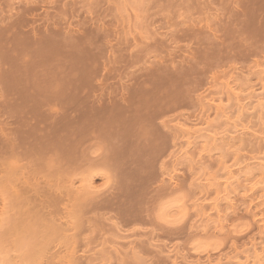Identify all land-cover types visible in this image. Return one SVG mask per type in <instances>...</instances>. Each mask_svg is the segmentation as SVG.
Listing matches in <instances>:
<instances>
[{
    "label": "rangeland",
    "instance_id": "374dc122",
    "mask_svg": "<svg viewBox=\"0 0 264 264\" xmlns=\"http://www.w3.org/2000/svg\"><path fill=\"white\" fill-rule=\"evenodd\" d=\"M133 1L0 0V236L19 210L42 220L20 215L0 264L31 245L40 224L55 232L40 264H224L264 243V127L254 117L264 116V0ZM244 93L256 115H236ZM229 116L250 131L228 148L209 135L225 136ZM184 121L208 136L186 135ZM224 166L248 176L233 179H257L261 209L251 190L223 184Z\"/></svg>",
    "mask_w": 264,
    "mask_h": 264
},
{
    "label": "bare ground",
    "instance_id": "6f19581e",
    "mask_svg": "<svg viewBox=\"0 0 264 264\" xmlns=\"http://www.w3.org/2000/svg\"><path fill=\"white\" fill-rule=\"evenodd\" d=\"M134 1H135V0H134ZM134 1H133V2H134ZM133 6H134V5H133ZM135 6H136V5H135ZM136 7H137V6H136ZM136 7H134V8H136ZM136 9H137V8H136ZM136 9H135V10H136ZM136 16H137V15H136ZM135 22H136V21H135ZM56 33H57V32H56ZM51 35H55V36H56L55 33H54V34H51ZM60 35H61V34H60ZM63 36H64V35H63ZM46 37H47V36H46ZM59 37H60V36H59ZM48 38H49V35H48ZM68 38H69V37H68ZM45 39H46V38H45ZM53 39H54V38H53ZM58 40H59V39H58ZM67 41H68V39H67ZM66 44H67V43H66ZM62 45H63V44H62ZM71 45H72V44H71ZM68 46H69V45H68ZM72 46H73V45H72ZM0 76H1V74H0ZM147 76H149V75H147ZM150 76H151V75H150ZM243 76H244V75H243ZM1 78H2V77H1ZM1 78H0V79H1ZM150 79H151V78H150ZM1 80H2V79H1ZM145 80H146V79H145ZM72 81H73V80H72ZM237 81H238V79H237ZM241 81H242V80H241ZM68 82H69V81H68ZM233 82H234V81H233ZM239 82H240V81H239ZM69 83H70V82H69ZM71 83H72V82H71ZM235 83H237V82H235ZM8 84H9V83H8ZM66 84H68V83H66ZM239 84H240V83H239ZM10 85H11V84H10ZM11 86H12V85H11ZM62 86H63V85H62ZM236 86H237V85H236ZM242 86H243V83H242ZM24 87H25V86H24ZM81 87H82V86H81ZM232 87H233V86H232ZM232 87H231V88H232ZM240 87H241V86H240ZM245 87H246V86H245ZM11 88H12V87H11ZM228 88H229V87H228ZM24 89H26V88H24ZM65 89H66V87H65ZM71 89H72V87H71ZM235 89H236V88H235ZM6 90H7V89H6ZM13 90H14V89H13ZM229 90H230V89H229ZM236 90H237V89H236ZM9 91H10V88H9ZM11 91H12V90H11ZM69 91H70V90H69ZM241 91H242V90H241ZM229 92H230V91H229ZM252 92H253V91H252ZM15 93H16V92H15ZM35 93H36V92H35ZM55 93H56V92H55ZM61 93H62V92H61ZM69 93H70V92H69ZM36 94H37V93H36ZM155 94H156V93H155ZM158 94H159V93H158ZM232 94H233V93H232ZM232 94H231V96H232ZM244 94H245V93H244ZM244 94H243V95H244ZM247 94H248V93H247ZM263 94H264V93H263ZM55 95H56V94H55ZM228 95H229V94H228ZM234 95H235V93H234ZM243 95H242V97H243ZM245 95H246V94H245ZM6 96H7V95H6ZM57 96H58V94H57ZM67 96H69V95H67ZM157 96H158V95H157ZM246 96H248V95H246ZM65 97H66V96H64L63 98H65ZM164 97H165V96H164ZM228 97H229V96H228ZM232 97H233V96H232ZM234 97H235V96H234ZM251 97H252V96H248V97L243 98L242 101H245V100H247V98H248V100H247L248 102L246 101L247 103L245 102L244 105H243V104H242V106L240 105V107L237 109L238 111H237V114H236V115H238V113H240V112H245V113L248 112V115L251 116V113H250V112H251V111L254 112V108H253L254 105L251 106L254 102H253L251 105H250V103H249V102L251 101ZM261 97H262V95H261ZM263 97H264V96H263ZM263 97H262V99H263ZM133 98H134V97H133ZM229 98H230V97H229ZM229 98H228V100L230 101ZM256 98H257V97H255L254 99L257 100V102H258V98H259V96H258L257 99H256ZM233 99H234V98H233ZM259 99L261 100V98H259ZM14 100H15V99H14ZM51 100H52V99H51ZM226 100H227V99H226ZM47 101H48V100H47ZM72 101H73V100H72ZM75 101H76V100H75ZM217 101H218V100H217ZM221 101H222V100H221ZM231 101H232V100H231ZM242 101H236V105H237L238 102H242ZM50 102H51V101H50ZM68 102H69V101H68ZM226 102H228V101H226ZM11 103H12V102H11ZM21 103H22V102H21ZM212 103H213V102H212ZM220 103H221V102H220ZM228 103H230V102H228ZM258 103H259V102H258ZM49 104H50V103H49ZM217 104H219V103H217ZM217 104H216V106H217ZM222 104H223V103H222ZM226 104H227V103H226ZM239 104H241V103H238V106H239ZM210 105H211V104H210ZM212 105H213V104H212ZM219 105H220V104H219ZM255 105H256V104H255ZM261 105H262V104H261ZM261 105H260V107H261ZM220 106H221V105H220ZM228 106H229V105H228ZM263 106H264V102H263ZM223 107H224V105H223ZM236 107H237V106H236ZM257 107H258V110H260V109H259V104H258ZM213 108H214V106H213ZM217 108H219V106H218ZM252 108H253V110H252ZM263 108H264V107H263ZM215 109H216V108H214L213 111H216ZM225 109H226V108H225ZM227 109H228V108H227ZM110 110H111V109H110ZM131 110H132V109H130V111H131ZM221 110H224V109H221ZM229 110H230V109H229ZM229 110H225V111H223L222 114L224 115V113L227 112V111L229 112ZM234 110H235V109H234ZM234 110H232V111H234ZM261 110H263V109H261ZM230 111H231V110H230ZM256 111H257V110H255V112H256ZM216 112H217V111H216ZM228 112H227V113H228ZM235 112H236V111H235ZM255 112H254V115H256ZM258 112H259V111H258ZM260 112H263V111H260ZM108 113H109V111H108ZM220 113H221V112L215 114V112H214V114L218 116L217 118H220L219 120H221V118H223V115H221ZM227 113H226V114H227ZM229 113H231V112H229ZM256 113H257V112H256ZM241 114H242V113H241ZM241 114H240V115H241ZM258 114H259V113H258ZM262 114H263V113H262ZM262 114H261V115H262ZM227 115H228V114H227ZM231 115H232V114H231ZM234 115H235V113H233V115H232L231 118H233ZM236 115H235L234 117H236V119H237V116H236ZM240 115H239V116H240ZM78 116H79V115H78ZM81 116H82V115H81ZM101 116H102V115H101ZM220 116H221V117H220ZM225 116H226V115H225ZM243 116H244V115H243ZM243 116H242V117H243ZM252 116H253V114H252ZM254 117H255L256 119H259V120H257V121H258V122L260 121V122H259V124L261 123L260 126L263 125V127H264V116H261L260 118H257L256 116H254ZM254 117H253V118H254ZM217 118L215 117V119H217ZM224 118H225V117H224ZM245 118H246V115H245ZM249 118H250V117L246 118V120H247V119L249 120ZM73 119H74V118H73ZM225 119H226V122H228V121L230 120V116H229V117H226ZM225 119H224V120H225ZM233 119H235V118H233ZM236 119H235V121L238 120V119H237V120H236ZM239 120L242 121L243 118H242V120H241L240 117H239ZM246 120H245V122H246ZM195 121H196V120H195ZM230 121H231V120H230ZM235 121H234V122H235ZM240 121H239V122H240ZM193 122H194V121H193ZM193 122H192V123H193ZM224 122H225V121H224ZM239 122H238L236 125H235V124L232 125V123L230 122L232 126L229 124V122H228V124L226 123V125H228V126L230 125L229 128H230V127H232V128H230L231 130H227L228 132L224 131L225 136H223V137L218 136V138H217L216 134H214V135L211 136L212 133L210 134V132H208L207 130H206L205 132L210 134V135H209V139L211 138L212 141L214 140L216 143H219V142H217V141L223 139V140H224V141H223L224 143H225V141L227 140L226 143H229L228 146H229V145L232 146L231 144H234V143L236 142L235 140H236L237 138H238V139H240V138H243V139H244V137H248V134H247V136H246V133H247V131H248L250 128L247 127L246 124H243V125H242L241 123H242L243 121L240 122V125H239ZM245 122H243V123H245ZM248 122H249V121H248ZM248 122H247V124H249ZM75 123H76V122H75ZM198 123H200V122H198ZM196 125H197V123H195V124H190V122H189V123H186V122L184 121L183 126H185V127H187V128L189 127V128H188V129H183L182 131L186 130V132H184L186 135H187V132L189 133V130H190V134H194V132H199L198 130H192V128L190 129V127H193V126H196ZM199 125H200V124H199ZM94 126H95V125H94ZM258 126H259V125H258ZM185 127H184V128H185ZM251 127H252V126H251ZM261 127H262V126H261ZM97 128H98V127H97ZM182 128H183V127H182ZM252 128H253V127H252ZM259 129H261V128L259 127ZM191 130L193 131L192 133H191ZM251 130L255 132V130H253V129H251ZM262 130H263V128H262ZM262 130H261V131H262ZM56 131H57V130H56ZM249 131H250V130H249ZM125 132H126V131H125ZM201 132H203V131H201ZM201 132H199V133H201ZM254 132H253V133H254ZM256 132H259V130H257ZM256 132H255V133H256ZM72 133H73V132H72ZM251 133H252V132H251ZM259 133H260V132H259ZM262 133H263V135H264V131H262L261 134H262ZM55 134H56V133H55ZM195 134H197V133H195ZM203 134H204V132H203ZM256 134H257V133H256ZM198 135H199V134H198ZM222 135H223V134H222ZM242 135H245V136L241 137ZM252 135H253V134H252ZM252 135L250 134V136H252ZM257 135H259L258 137L261 136L260 134H257ZM52 136H53V135H52ZM191 136H192V135H191ZM200 136H202V134L199 135V137H200ZM204 136H208V135H205V134H204ZM250 136H249V138L253 139V138H252L253 136H252V137H250ZM255 136H256V135H255ZM255 136H254V137H255ZM76 137H77V136H76ZM197 137H198V136H197ZM199 137H198V138H199ZM202 137H203V136H202ZM202 137H201V138H202ZM256 137H257V136H256ZM262 137H264V136H262ZM51 138H52V137H51ZM206 138H207V137H206ZM206 138H205V139H206ZM46 139H47V138H46ZM49 139H50V138H49ZM195 139H196V138H195ZM209 139L207 138L206 140L208 141ZM243 139H241V140H243ZM258 139H260V138L255 139V141L258 140ZM80 140H81V139H80ZM200 140H202V139H200ZM262 140H264V139L262 138ZM202 141H204V138H203ZM207 141H206V142H207ZM210 141H211V140H210ZM214 141H213V142H214ZM258 141H261V139L258 140ZM68 142H70V141H68ZM188 142H189V141H188ZM200 142H201V141H200ZM200 142H199V143H200ZM204 142H205V141H204ZM213 142H212V143H213ZM220 142H221V141H220ZM7 143H8V142H7ZM12 143H13V142H12ZM72 143H73V142H72ZM208 143H209V142H208ZM208 143H207V144H208ZM212 143L210 142V146L212 145ZM224 143H223V145L226 144V143H225V144H224ZM70 144H71V143H70ZM202 145H203V143H202ZM208 145H209V144H208ZM214 145H215V144H214ZM216 145H217V144H216ZM236 145H237V144H236ZM236 145H235V146H236ZM238 145H239V143H238ZM238 145H237V146H238ZM210 146H209V149L211 148ZM226 146H227V144H226ZM226 146H225V147H226ZM228 146H227V147H228ZM49 147H50V146H49ZM189 147H190V146H189ZM204 147H205V146H204ZM204 147H202V148L204 149ZM223 147H224V146H223ZM233 147H234V145H233ZM233 147H232V148H233ZM10 148H11V147H10ZM47 148H48V147H47ZM54 148H55V147H54ZM56 148H59V147H56ZM228 148H229V147H228ZM230 148H231V147H230ZM232 148H231V149H232ZM235 148H237V147H235ZM49 149L51 150V148H49ZM200 149H201V148H200ZM212 149H213V145H212ZM212 149H211V152H212ZM226 149H227V148H226ZM226 149H225V150H226ZM81 150H82V149H81ZM216 150H217V148H216ZM201 151H202V149H201ZM214 151H215V149H214ZM218 151H219V149H218ZM47 152H48V151H47ZM54 152H55V151H54ZM82 152H83V151H82ZM202 152H203V151H202ZM209 152H210V151H209ZM28 153H29V152H28ZM48 153H51V152L49 151ZM55 153H56V152H55ZM72 153H73V152H72ZM24 154H25V156H26V153H24ZM29 154H30V153H29ZM57 154H58V153H57ZM31 155H33V153L30 154L29 156H31ZM38 155H39V158H40V155H41V154H38ZM44 155H45V154H44ZM44 155H43V156H44ZM58 155H59V154H58ZM62 155H63V153H62ZM71 155H72V154H71ZM77 155H78V154H77ZM82 155H83V154H82ZM220 155H222V154H220ZM27 156H28V154H27ZM54 156H55V155H54ZM223 156H224V155H222V157H223ZM32 157H33V156H32ZM58 157H59V156H58ZM60 157H61V155H60ZM27 158H30V157H25V158H23V159L25 160V159H27ZM33 158H34V157H33ZM42 158H43V157H41V159H42ZM55 158H56V157H55ZM81 158H82V156H81ZM224 158H225V157H224ZM248 158H249V157H248ZM71 159H72V158H71ZM71 159H70V160H71ZM33 160H34V159H33ZM57 160H59V159L57 158ZM68 160H69V159H68ZM72 160H73V159H72ZM38 161H39V160H38ZM42 161H43V160H42ZM42 161L40 160V162H42ZM63 161H65V160H63ZM220 161H223V160L220 159ZM224 161H225V160H224ZM228 161H229V160H228ZM32 162H33V161H32ZM71 162H72V161H70V163H71ZM243 162H244V161H243ZM245 162H246V161H245ZM247 162H248V161H247ZM247 162L244 163V165L242 164V166H245V165L247 164ZM250 162H252V161L250 160ZM250 162H249V163H250ZM260 162H261V161H260ZM30 163H31V162H30ZM241 163H242V162H241ZM58 164H60V163H58ZM228 164H229V162H228ZM237 164H239V163H237ZM254 164H255V163H254ZM38 165H39V164H38ZM222 165H224V164L222 163ZM232 165H234V164L232 163ZM251 165H252V164H251ZM251 165H250V164H247V165H246L245 167H243V168H245V169L248 170V171L251 170L250 172H251L252 174H254V172H252V168H251V169L248 168V167H251ZM36 166H37V164H36ZM236 166H237V165H236ZM238 166H239V165H238ZM256 166H259V165L256 164ZM261 166H262V165H261ZM37 167H38V166H37ZM221 167H223V166H221ZM231 167H233V166H226V167L224 166L225 173H224V174H220L221 176H222V175H225V174L228 176V177H226V175H225L226 180H225V182L222 181L223 184H224L225 186H228V185L230 186V185L236 183V184L240 187V189L242 190V192L245 193V192L247 191L246 194L248 193V191L251 190V195H253V198H249L250 200H249V199H248V200L250 201V203H252L253 201L256 203V200H257V203H258V200H259L262 196H259V198H258V196L256 197V196L254 195V191L252 192V190H253L254 188L257 187V186L255 187L254 183H255V184H256V183H257V184L259 183V182L257 181V179H255L254 175H253L254 179H253V178H252V179H246V178H245V179H243V180H239L240 178H238L237 176H236L237 179H233V175H234L233 173H236V172H238V171L236 170V172H234L235 170H233V173H232V171H231ZM239 167H240V166H239ZM262 167H263V166H262ZM240 168H241V167H240ZM243 168L239 171L240 174H243V173H242V172H244V171H243ZM221 169H223V168H221ZM232 169H234V168H232ZM235 169H236V167H235ZM238 169H239V168H238ZM217 170H218V169H217ZM220 171H221V170H220ZM222 172H223V171H222ZM239 172H238V173H239ZM250 172H248V175H249ZM238 173H236V174L238 175ZM244 173L246 174V171H245ZM239 176H240V175H239ZM236 177H234V178H236ZM246 177H248L247 174H246ZM257 177H258V175H257ZM220 178H221V177H220ZM225 178H224V179H225ZM249 178H250V176H249ZM19 180H20V179H19ZM249 180H250V182H251V180H252L251 183H253L254 180H255V182L253 183V185H251V184L248 185V184H247V183H250ZM220 182H221V180H220ZM26 183H27V182H26ZM215 183L218 184L219 181L216 182V180H215L214 183H213V186H216L215 190L213 189L214 192H216V191L219 189V188L217 187L218 185H216ZM262 183H264V180H263L261 183H259V184H262ZM70 184H71V183H70ZM83 184H85V182L83 183V181H82V185H83ZM90 184H91V183H90ZM90 184H89V185H90ZM219 184H220V183H219ZM223 184H222V183L220 184L221 187H220V185H219V187L222 188V190L224 189V185H223ZM257 184H256V185H257ZM80 185H81V184H80ZM86 185H87V184H86ZM71 186H72V185H70V187H71ZM238 186H237V187H238ZM258 186H259V185H258ZM83 187H87V186L84 185ZM90 187H91V185H90ZM90 187H89V188H90ZM234 187H235V188H234ZM237 187H236V186H233L234 189H236ZM253 187H254V188H253ZM87 188H88V187H87ZM217 188H218V189H217ZM233 188H230V189H233ZM252 188H253V189H252ZM259 188H260V187H257L256 189L259 190ZM76 189H77V188H76ZM216 189H217V190H216ZM228 189H229V188H228ZM240 189H239L238 193L241 191ZM78 191H79V190H78ZM220 191H221V190H220ZM224 191H225V190H224ZM230 191H233V190H230ZM69 192H70V191H69ZM71 192H72V191H71ZM73 192H74V190H73ZM75 192H76V191H75ZM84 192H85V191H84ZM84 192H83V193H84ZM218 192H219V190H218ZM228 192H229V191H228ZM236 192H237V190H236ZM222 193H224V192H222ZM232 193L234 194L235 191H234V192H231V194H232ZM238 193H236L235 195H237ZM259 193L262 194V192H259ZM259 193H258V195H259ZM69 194H70V193H69ZM220 194H221V192H220ZM220 194H219V196H220ZM228 194H229V193H227V195L225 194L224 196H228V198H229L230 196H229ZM239 194H240V193H239ZM239 194H238V195H239ZM248 195H249V194H248ZM248 195H247V196H248ZM251 195H249V196H251ZM263 195H264V192H263ZM70 196H71V195H70ZM78 196H79V195H78ZM216 196H217V195H216ZM222 196H223V194H222ZM224 196H223V197H224ZM249 196H248V197H249ZM75 197H76V196H75ZM223 197H222V198H223ZM232 197H233V196H232ZM232 197H231V198H232ZM241 197H242V196H241ZM220 198H221V196H220ZM225 198H227V197H225ZM225 198H223V200H225ZM231 198H230V199H231ZM218 200H219V198H218ZM218 200H216V201L218 202ZM220 200H221V199H220ZM227 200H228V199H227ZM243 200H245V199H243ZM248 200H247V201H248ZM260 200H261V199H260ZM74 201H76V200H74ZM245 201H246V200H245ZM222 202H223V201H222ZM232 202H233V201H232ZM254 202H253V203H254ZM260 202H261V203H262V202L264 203V200L259 201V203H260ZM20 203H21V202H20ZM218 203H219V202H218ZM218 203L216 204V206H218ZM220 203H221V202H220ZM223 203L225 204V202H223ZM227 203L229 204L230 202H227ZM227 203H226V204H227ZM259 203L257 204V209H258V207L261 205V203H260V205H259ZM213 204H214V203H213ZM231 204H233V203H231ZM21 205L23 206L22 203L19 204V206H21ZM247 205H248V204H247ZM247 205H246V206H247ZM258 205H259V206H258ZM263 205H264V204H263ZM22 206H21V208H22ZM24 206H25V205H24ZM214 206H215V205H214ZM230 206H232L231 209H236V208H233L234 205H230ZM176 207H177V206H176ZM212 207H213V206H212ZM225 207H226V205H225ZM228 207H229V206H228ZM248 207H249V205H248ZM253 207H254V205H253ZM262 207H263V206H262ZM262 207H261V208H262ZM17 208H18V205H17ZM21 208H20V209H21ZM174 208H175V204H174L173 202H171V201H169V202H167V203H165V204L160 205V207L158 208V218H159L160 220H161V219H166V218L170 215L171 211L174 210ZM214 208H215V207H214ZM217 208H218V207H217ZM217 208H215V209H217ZM245 208H247V207H245ZM245 208H244V209H245ZM254 208H255V207H254ZM261 208L259 207V209H261ZM15 209H16V207H15ZM84 209H85V208H84ZM223 209H224V208H223ZM223 209H222V210H223ZM228 209H229V208H228ZM228 209H227V210H228ZM249 209H250V208H249ZM259 209H258V210H259ZM225 210H226V209H225ZM247 210H248V208L245 209V211H247ZM250 210H251V209H250ZM253 210H256V208H255V209H252V211H253ZM231 211H232V213H233L235 210H234V211L231 210ZM231 211H230V212H231ZM256 211H257V210H256ZM261 211H262V210H259V212L257 211V212L260 214V216H259V214H257L259 218H260L261 216L264 217V215L261 213ZM263 211H264V209H263ZM15 212H16V211H15ZM18 212H19V213H18L19 215L17 214L18 217H19V218H17L18 221H17L16 219H13V218L11 217L10 220L13 219V221L16 220V222H14L12 225H11V223H12L11 221H8V222L5 221V222H7V224L4 223V224H5V227H7V228H6L7 230H6V229L4 230V231H6V233H3V234L1 233V236H0V245H1V243H3V244L1 245L0 248H2L3 251H5V253H7V252H6L7 250H8V252L10 253V251H11V249H9L10 246H11V247L13 246V247L15 248V238H14V237H15L16 233L18 232L17 229H19L18 227L21 225L22 221H23V223H25V222H24L25 219H21L20 217H21V216H25V218H26V217L28 216V213H29L30 211H28V213L26 214L27 216L24 214L25 212L21 213L20 210H19ZM34 212H35V211H34ZM34 212L32 211V212H30V213L35 214L34 216H36L37 219L33 220V219H34V216H33V214H30V213H29V216H32L33 219H32V218H31V219L28 218L29 220L27 219L28 221L31 220V221H32V224L35 223V221L37 222V220H41V219H38V216H39V215H38V214L36 215L37 212H36V213H34ZM172 212H173V211H172ZM218 212H219V211H218ZM221 212H223V211H221ZM230 212H228V213H230ZM249 212H250V211H249ZM257 212H255V213H257ZM219 213H220V212H219ZM219 213H216V214L219 215ZM228 213H227V214H228ZM255 213H253V214L255 215ZM21 214H23V215H21ZM221 214H223V213H221ZM224 214H226V213H224ZM224 214H223V215H224ZM9 215H10V214H9ZM14 215H15V214H14ZM20 215H21V216H20ZM218 215H217V216H218ZM2 216H4V215L2 214ZM220 216H221V215H220ZM36 217H35V218H36ZM221 217H222V216H221ZM255 217H256V216H255ZM3 218H4V217H3ZM14 218H16V217H14ZM39 218H40V217H39ZM176 218H177V217H176ZM218 218L220 219V217H218ZM224 218H225V217H224ZM253 218H254V217H253ZM1 219H2V218H1ZM4 219H5V218H4ZM7 219H8V218H7ZM19 219H20V220H19ZM31 221H30V222H31ZM33 221H34V222H33ZM41 221H42V220H41ZM220 221H221V220H220ZM222 221H223V220H222ZM224 221H225V219H224ZM257 221H258V220H257ZM10 222H11V223H10ZM259 222H262V223H263V222H264V218H260ZM8 223H9V224H8ZM37 223H39V222H37ZM37 223H36V224H37ZM207 223H208V222H207ZM4 224H2V225H4ZM219 224H220V223H219ZM257 224H258V226H259V223H258V222H257ZM8 225L11 226V228H10L11 230H10V229L8 230V228H9ZM38 225H39V224H38ZM40 225H42V226H40V227H38V226H35V227H34V225L32 226V227H34L35 229L37 228L38 232H37V230H35V233H34V234L26 233V234H29V235H28V238L31 240V241H29V242L27 241V243H29V244H31V245H28V246L30 247V248H29L27 245L23 244V245H25L24 247H25V249L27 250L25 253H23L24 250H25L24 248H23V252H22V253H18V250L21 251L22 247H21V248L19 247L20 249H18V250H17V249H14L15 251L17 250V254H19V255L21 254L20 256H22V262L20 261L21 257H20L19 255H16V256H17V257H20V259L17 258V257L15 256L14 258L11 259V262L15 259L14 261H15V263H16V258H17V260H19V261L21 262L20 264H35L36 262H38V263L40 264V262L42 261L41 259H43V258H41V257H42V256L45 257V256H44V252H42V250H44V246H45V245H44V242H45V244H46V242H47L48 240H50V241L52 242L51 239H53V241H54V238H53V236H52V235H53L52 233H55L54 231H53V232L51 231V232H50L51 234H50L49 231L47 230V228H49V227H44L45 225L43 226V224H40ZM24 226H25V225H24ZM21 227H23V226H21ZM41 227H42V228H41ZM43 227H44V228H43ZM259 227H261V226H259ZM2 228H3V227H2ZM27 228H28V227H27ZM39 228H41V229H39ZM45 228H46V229H45ZM49 229H50V228H49ZM261 229H263V228H261ZM26 230H27V229H26ZM54 230H55V229H54ZM0 231H2V230H0ZM7 231H8V232H7ZM19 231L21 232V234H22V233L25 234V232H22L21 229H20ZM28 231H29L30 233H32L34 230H33L32 232H31L30 230H28ZM55 231H56V230H55ZM18 233H19V232H18ZM238 234H239V233H238ZM22 235H23V234H22ZM30 235H31V236H30ZM37 236H38V237H37ZM21 237H22V236H21ZM21 237H20V238H21ZM23 237H24V236H23ZM62 237H63V236H62ZM262 237H263V236H262ZM262 237H261V238H262ZM25 238H26V236H25ZM263 238H264V237H263ZM58 239H61V237H60V238L58 237ZM58 239H57V240H58ZM46 240H47V241H46ZM260 240H262V239H260ZM63 241H64V242L66 241L65 237H64V239H63L61 242L63 243ZM27 243H26V244H27ZM47 243H49V242H47ZM67 243H68V242H67ZM4 244H5V245H4ZM263 244H264V243H262V241H261L260 245H259V244H256V243L254 244V242H253V244L251 243V246H250L251 248L249 247L250 250H249V248L247 249V250H249L251 253H248V251H246V252L243 251V252H241L242 255L239 254V255H241V256H237V254H236V256H234V257H231V258L228 257V258L225 260L226 262L224 263V261H223V263H224V264H264V245H263ZM8 245H10V246L7 247ZM3 246H4V247H7L8 249H7V248L5 249ZM21 246H22V245H21ZM26 246L28 247V249L26 248ZM46 246H47V244H46ZM11 247H10V248H11ZM2 249H1L0 254L3 253V252H2ZM4 249H5V250H4ZM12 249H13V248H12ZM192 250H195V252L197 251L195 247H193ZM45 251H46V250H45ZM41 253H42L43 255H42ZM46 253H48V252H46ZM236 253H237V252H236ZM243 253H245V254H243ZM246 253L251 254L252 256L247 255ZM48 254H49V253H48ZM3 255H6V254L3 253ZM3 255H2V257H3ZM49 255H50V254H49ZM6 256H9V254L7 253ZM10 256H11V255H10ZM71 256H72V255H71ZM184 256H185V255H184ZM47 257H48V256H47ZM9 258H10V257H9ZM40 258H41V259H40ZM182 258H183V257H182ZM3 259H4V258H3ZM39 259H40L41 261H39ZM68 259H69V258H68ZM193 259H194V258H193ZM222 259H223V258H222ZM222 259H221V260H222ZM224 259H225V258H224ZM224 259H223V260H224ZM6 260H7V258H6L3 262H5ZM188 260H189V259H188ZM206 260H207V261H205L203 264H211L212 262H214V261H211L210 259H208V257H207ZM213 260H215V262H214L215 264H222V263H221L222 261H221L220 259H218V260H217V259H213ZM8 261H9V260H8ZM14 261H13L12 263H14ZM19 261H17V262H19ZM43 261H44V260H43ZM176 261H177V260H176ZM6 262H7V261H6ZM12 263H11V264H12ZM15 263H14V264H15ZM196 263H197V264H202V263H200L199 261L196 262ZM214 263H212V264H214ZM3 264H4V263H3ZM6 264H7V263H6ZM16 264H17V263H16ZM18 264H19V263H18ZM41 264H42V263H41Z\"/></svg>",
    "mask_w": 264,
    "mask_h": 264
}]
</instances>
